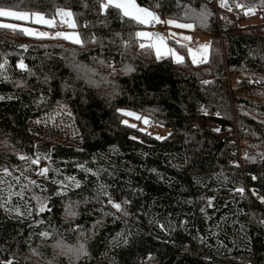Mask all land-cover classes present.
I'll return each mask as SVG.
<instances>
[{"label": "trees", "instance_id": "obj_1", "mask_svg": "<svg viewBox=\"0 0 264 264\" xmlns=\"http://www.w3.org/2000/svg\"><path fill=\"white\" fill-rule=\"evenodd\" d=\"M138 1L208 36V60L172 40L185 60L157 58L97 0H0L56 18L43 37L0 27V264H264V0Z\"/></svg>", "mask_w": 264, "mask_h": 264}, {"label": "snow or ice", "instance_id": "obj_2", "mask_svg": "<svg viewBox=\"0 0 264 264\" xmlns=\"http://www.w3.org/2000/svg\"><path fill=\"white\" fill-rule=\"evenodd\" d=\"M98 2V6L99 8L104 12L107 13L108 10L110 8H114L115 10H117L119 13L122 14L123 17L125 18H130L131 20L140 23V24H147L149 22H151L152 20H155L157 22L159 21V17L156 16V14L152 11H149L146 8H142L140 6H138L135 2V0H97ZM220 5L221 7H226L228 8L229 5L227 4V0H220ZM237 7L240 8H244L245 6L242 4H237ZM229 10H231V8H229ZM189 12H191V10H188ZM255 9L254 8H247L246 10V14H254ZM32 15H35L36 17V21L38 23H45L48 25H54V19H45L43 15H41L40 13H34ZM57 15H59L60 17L64 18V22L65 23H69L71 27H75V23L72 21V12L71 11H66L64 9H58L57 10ZM208 13L207 10H205L204 12L199 14V19L201 21L205 20L207 17ZM0 17H12L15 18L16 20H28L30 18V14L27 12H18V11H12V10H8L5 8H0ZM164 23L168 24V25H174L175 27L178 28H186V29H190L193 28L194 25L190 24V23H180L178 21V19H169L164 21ZM0 27L5 28V29H10V30H14L15 26L14 25H10V24H0ZM20 31H22L23 33H26L28 35H34L35 33H33L30 29L28 28H23ZM39 35L41 37L46 36L47 33H39ZM137 37L140 38H148L151 40H155L156 43L152 44L151 46L155 48L156 50V55L157 58H160L162 55H164L165 53L162 52V47H163V38L159 36L158 33H149V32H137L135 34ZM57 37H61L63 36L65 39H72L74 40L75 43L80 44L82 41L79 39L78 35H74V36H66L63 33L57 32L56 33ZM183 39L187 40L190 39L189 37H183ZM177 43H179V41H177ZM141 48H144L145 45L143 43L140 44ZM203 49H207L208 45H203L202 46ZM192 51V60L193 63H198V62H202V61H198L196 58V52L193 50H189ZM199 51V50H197ZM166 53L169 55H174L176 58V61L178 63H182L183 62V57L179 56L178 54H176L174 52L173 49H166ZM5 63H7V61L5 60ZM0 67H3V65H0ZM19 67L21 69H25L26 66L24 65L23 61H21L19 63ZM204 83H209L208 81H205ZM129 116H135V113L132 112H127L126 113ZM137 119H143L145 123H148L149 121L147 120L146 117H140V116H136ZM125 124H127V121H124ZM132 127H135V125H131ZM219 129H217L218 131ZM21 159H24V157H21ZM33 164H38L39 163V158L32 160ZM7 172V170H5ZM48 171L47 168H43L41 170V174H46ZM238 191L243 192L244 189L240 188L238 189ZM262 202H264V198H261ZM41 207H40V211H44V202L41 201ZM109 203L112 204V207H114L115 209H117L118 211L121 210L122 206L120 203H115L111 200V198H109ZM44 235H48L47 233H45ZM83 249V245H80V247L78 249H72V248H68L67 251L68 252H75L77 254H79L80 252H82ZM8 264H12V261H8Z\"/></svg>", "mask_w": 264, "mask_h": 264}, {"label": "rangeland", "instance_id": "obj_3", "mask_svg": "<svg viewBox=\"0 0 264 264\" xmlns=\"http://www.w3.org/2000/svg\"><path fill=\"white\" fill-rule=\"evenodd\" d=\"M135 2L138 6H140L142 8H146L149 11L154 12L156 14V16L159 17V21L164 26L161 29H156V28L149 27L148 26L149 23H147V24H142L145 26H143V28H141L137 31V32L143 31V32H149V33H158L159 36L163 38L162 52H164L165 54L162 55L160 58L170 56V57H172V59L175 62H177L174 55H169L166 53V49H173L176 54L183 57V61L185 60L184 53L182 51L176 49L175 45L170 43L172 40L176 43H177V41H179V44H181L185 47L186 51L188 52L189 58L191 59L192 62H193L192 51H189V50H193L196 52V58L198 61L204 62V61L208 60V58L210 56V38L208 36L201 34L194 27L190 28V29H186V28H178V27H175L174 25H168V24L164 23L165 20L162 18L161 14L159 13V11L157 9L149 7L147 5H144V4L140 3L138 0H135ZM5 9H7V8H5ZM8 10L18 11V10H13V9H8ZM18 12H27V11H18ZM27 13L30 14V18L28 20H16L15 18H12V17H0V24H10V25H14L15 27L22 28V29L28 28L33 33H35L32 36H40L39 33H41V32L47 33V35L50 34V28L56 24V18L46 17L40 13L41 15L44 16L45 19H54V25H48L45 23H38L36 21L35 15H32L34 13H39V12H27ZM59 18L64 20V18H62L60 16H59ZM72 21L74 22L73 17H72ZM253 21L256 22V20H253ZM180 23H186V22H180ZM65 24L69 28L63 30L60 33H63L66 36L78 35L79 39L82 41L80 32L78 30H76L75 27L74 28L71 27L69 23H65ZM193 32L196 33L195 39H193L191 37ZM183 37H189L190 39L185 40V39H183ZM140 39L142 41H144L145 44L152 45V44L156 43L155 40H151L148 38H140ZM69 40L74 41L72 39H69ZM203 45H208V48L206 50L203 49L202 48ZM197 50H199V51H197ZM155 52H156V50H155ZM202 62H198V63H202ZM127 112H132V113H135L136 115L135 116H129L126 114ZM136 116H140V115L136 112L126 110L124 121H127V124L138 126L142 131H147V132L151 133L152 135H154L158 138H163V137L169 135L171 132V129L168 126L162 125L160 123H155L153 125H150L149 124L150 122L145 123L143 119H141V120L137 119ZM146 118L149 121L148 117H146ZM43 168H45V165L41 164V168H40L39 173H41V170Z\"/></svg>", "mask_w": 264, "mask_h": 264}, {"label": "built area", "instance_id": "obj_4", "mask_svg": "<svg viewBox=\"0 0 264 264\" xmlns=\"http://www.w3.org/2000/svg\"><path fill=\"white\" fill-rule=\"evenodd\" d=\"M149 23H150V25L153 26V28H156V29H161V28L164 27L163 24H162L161 22H157V21H154V20H152V21L149 22ZM86 26H87V25L85 24V27H86ZM67 28H68V26H67L66 24H61V23H59V24L56 25L55 30H54V33L62 32L63 30H65V29H67ZM195 36H196V33L193 32V33H192V38H195ZM212 114L214 115V113H212ZM258 198H260V195H258Z\"/></svg>", "mask_w": 264, "mask_h": 264}]
</instances>
